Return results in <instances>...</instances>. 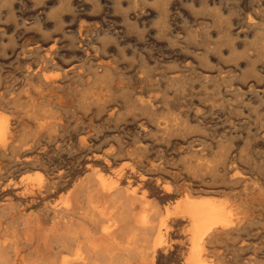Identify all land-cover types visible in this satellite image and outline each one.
I'll return each mask as SVG.
<instances>
[{"label": "rangeland", "instance_id": "1", "mask_svg": "<svg viewBox=\"0 0 264 264\" xmlns=\"http://www.w3.org/2000/svg\"><path fill=\"white\" fill-rule=\"evenodd\" d=\"M51 46L56 64L36 72ZM0 112L13 128L0 149V258L56 248L54 214L13 184L38 171L58 186L53 203L120 170L126 188L144 176L156 195L155 180L174 186L163 205L227 200L237 224L210 264H234L264 225V0H0ZM182 241L158 264H184Z\"/></svg>", "mask_w": 264, "mask_h": 264}, {"label": "bare ground", "instance_id": "2", "mask_svg": "<svg viewBox=\"0 0 264 264\" xmlns=\"http://www.w3.org/2000/svg\"><path fill=\"white\" fill-rule=\"evenodd\" d=\"M54 48L50 47L48 55L38 63L36 72L41 71L47 64H56L54 63L56 62ZM51 76L44 77V80L49 81ZM12 135L11 119L7 114H0V149H5L9 145ZM82 143L86 144V140H83ZM38 172L40 174L21 178L13 184L15 187H25L24 197H30L33 201L38 199L44 201L43 208L54 214V223L50 232L56 237V248L46 243V255H33L27 259V257L21 256L20 249H16V247L15 257L13 259L2 257L0 264H158L161 253L173 252L171 247L175 236L183 238L179 247L186 248V244L188 245L187 251L183 253L184 264H208L210 261L207 263L205 261H208L207 258L211 253V245L214 240L220 234L229 233L237 224L235 222L236 213L232 207L234 204L231 206L227 200L217 202L209 198L196 199L184 195L173 204L169 202V204L163 205L162 200H170L174 194V186L165 184L164 187H161L160 179H157L155 186L157 192H161V194L156 195L145 188L151 178L144 176L139 187L126 188L123 187L125 181L123 170L117 172L111 180L94 171L65 194L61 200L53 203L48 199L56 195L58 186L46 180L43 172ZM53 182L55 181L53 180ZM10 184L12 183L10 182ZM89 189H91V193ZM83 191H88V194L84 201H79L77 196ZM249 231L250 239H242L236 249L234 264H264V225L259 226L256 232H253L252 229ZM150 233H153L152 236ZM15 239L13 237V240ZM245 251L249 253L246 258L244 257ZM232 254L235 255L234 252ZM5 256L9 257V255ZM221 262L222 260L219 264Z\"/></svg>", "mask_w": 264, "mask_h": 264}]
</instances>
